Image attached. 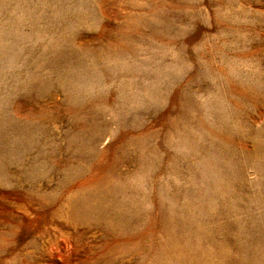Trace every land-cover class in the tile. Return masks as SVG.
<instances>
[{
  "label": "rangeland",
  "instance_id": "obj_1",
  "mask_svg": "<svg viewBox=\"0 0 264 264\" xmlns=\"http://www.w3.org/2000/svg\"><path fill=\"white\" fill-rule=\"evenodd\" d=\"M0 264H264V0H0Z\"/></svg>",
  "mask_w": 264,
  "mask_h": 264
}]
</instances>
